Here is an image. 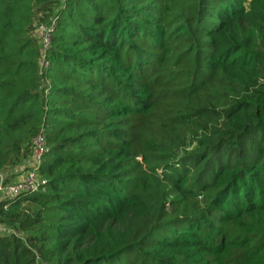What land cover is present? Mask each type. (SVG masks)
I'll use <instances>...</instances> for the list:
<instances>
[{
    "label": "trees",
    "instance_id": "1",
    "mask_svg": "<svg viewBox=\"0 0 264 264\" xmlns=\"http://www.w3.org/2000/svg\"><path fill=\"white\" fill-rule=\"evenodd\" d=\"M38 135L0 264H264V0H0V174Z\"/></svg>",
    "mask_w": 264,
    "mask_h": 264
},
{
    "label": "built area",
    "instance_id": "2",
    "mask_svg": "<svg viewBox=\"0 0 264 264\" xmlns=\"http://www.w3.org/2000/svg\"><path fill=\"white\" fill-rule=\"evenodd\" d=\"M53 30V24L50 27L39 26L34 35L40 33V44L45 50L50 43V32ZM44 142L41 135L34 137L32 140V154L29 160L21 168V179L12 184L5 183V174H0V202L13 200L21 193L45 192L46 181L39 176V167L41 158L44 154ZM0 235H17L19 232L12 227H5L0 224Z\"/></svg>",
    "mask_w": 264,
    "mask_h": 264
},
{
    "label": "rangeland",
    "instance_id": "3",
    "mask_svg": "<svg viewBox=\"0 0 264 264\" xmlns=\"http://www.w3.org/2000/svg\"><path fill=\"white\" fill-rule=\"evenodd\" d=\"M40 33L38 35H36V39L39 40V37H40ZM10 179L8 181V184H12V183H16L18 182L20 179H21V175L17 176L18 174L15 172V169H10ZM17 176V177H16Z\"/></svg>",
    "mask_w": 264,
    "mask_h": 264
},
{
    "label": "crops",
    "instance_id": "4",
    "mask_svg": "<svg viewBox=\"0 0 264 264\" xmlns=\"http://www.w3.org/2000/svg\"><path fill=\"white\" fill-rule=\"evenodd\" d=\"M21 168H22V166L15 168V172L18 174L17 176H19V175L22 174V173H21ZM9 174H10L9 171L5 173L6 176L9 175ZM17 176H16V177H17Z\"/></svg>",
    "mask_w": 264,
    "mask_h": 264
}]
</instances>
